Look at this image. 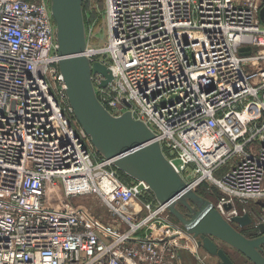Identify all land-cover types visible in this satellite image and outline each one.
Listing matches in <instances>:
<instances>
[{
	"label": "built area",
	"instance_id": "1",
	"mask_svg": "<svg viewBox=\"0 0 264 264\" xmlns=\"http://www.w3.org/2000/svg\"><path fill=\"white\" fill-rule=\"evenodd\" d=\"M263 10L264 0H107L108 46L85 53L113 76L100 87L93 74L100 102L148 125L193 189L214 182L228 220L236 201L264 208ZM60 60L50 0H0V264H183L182 238L194 252L198 240L95 149ZM91 194L121 225L73 204Z\"/></svg>",
	"mask_w": 264,
	"mask_h": 264
},
{
	"label": "water",
	"instance_id": "2",
	"mask_svg": "<svg viewBox=\"0 0 264 264\" xmlns=\"http://www.w3.org/2000/svg\"><path fill=\"white\" fill-rule=\"evenodd\" d=\"M57 29L59 69L78 124L90 136L95 149L135 181L145 182L161 205L221 264H237L224 247H231L251 264H264V224L259 235L242 231L254 221L249 214L228 220L218 207L198 194L163 152L156 134L131 112L112 115L100 102L92 76L101 74L100 87L112 81L109 68L85 55L88 49L84 0H50ZM264 19V10L261 12ZM229 211L232 205H225Z\"/></svg>",
	"mask_w": 264,
	"mask_h": 264
},
{
	"label": "rangeland",
	"instance_id": "3",
	"mask_svg": "<svg viewBox=\"0 0 264 264\" xmlns=\"http://www.w3.org/2000/svg\"><path fill=\"white\" fill-rule=\"evenodd\" d=\"M107 0H84V14H85V24H86V32H87V42L88 47L90 49H104L108 46V38H109V28L107 21ZM55 22V21H54ZM99 56V58H106ZM179 165V163H176ZM230 164L222 168L217 174V177H220L225 171L230 169ZM121 172V171H120ZM126 183H133L135 180L127 176L126 174H120ZM194 190L205 197L206 199L213 202L216 206L220 203L222 196L224 195L220 188L212 181H206L202 184L198 185L194 188ZM74 205H82L89 209L92 215L103 222L106 225L115 226L117 224L121 225V218L117 215H113L111 211L107 209L104 203L101 201L99 196L96 194L84 195L78 198L73 199ZM234 207L237 211L242 214H249L253 219L254 223L246 229H243V233L250 238L256 237L259 235L258 225L263 222L264 219V208H262L259 204L249 201L248 203L236 201L234 202ZM122 230H127V224L122 223ZM187 242H189L188 237H184L181 240V244L184 251L192 253L190 249H186ZM227 249L228 254L229 251L233 250L231 247H224ZM180 250V251H181ZM203 248L200 249L199 253L202 257H205V264H220L219 260L215 258H211L206 255V252H203ZM183 251V252H184ZM193 254V253H192ZM192 257L191 264H194L195 259ZM186 261L189 260L185 258ZM185 261V260H184ZM183 264H187L185 261Z\"/></svg>",
	"mask_w": 264,
	"mask_h": 264
},
{
	"label": "crops",
	"instance_id": "4",
	"mask_svg": "<svg viewBox=\"0 0 264 264\" xmlns=\"http://www.w3.org/2000/svg\"><path fill=\"white\" fill-rule=\"evenodd\" d=\"M200 249H201V247H197L196 249H195V252L194 251H191L192 253H189V252H187V251H184V249L183 250H181V257H182V260L184 261H186V259L185 258H188V260H189V263H188V261H186L187 262V264H191V261L193 260L192 259V257H190L191 256V254L193 255V258L195 259V261H194V264H205L206 263V259H205V257H202L201 255H200V253H199V251H200ZM233 249V248H232ZM184 251V252H183ZM205 250H203V252H204ZM206 252V251H205ZM229 253H230V256L233 258V260H235V262L237 263V264H251L245 257H243L239 252H237L236 250H231V251H229ZM206 255H208L209 257H211V258H215L214 256H211L210 254H208L207 252H206ZM218 259V258H217ZM219 260V259H218ZM184 261V262H185ZM219 263L221 264V262H220V260H219Z\"/></svg>",
	"mask_w": 264,
	"mask_h": 264
},
{
	"label": "bare ground",
	"instance_id": "5",
	"mask_svg": "<svg viewBox=\"0 0 264 264\" xmlns=\"http://www.w3.org/2000/svg\"><path fill=\"white\" fill-rule=\"evenodd\" d=\"M225 213H226V214H230V213H232V211H227V210H226Z\"/></svg>",
	"mask_w": 264,
	"mask_h": 264
},
{
	"label": "trees",
	"instance_id": "6",
	"mask_svg": "<svg viewBox=\"0 0 264 264\" xmlns=\"http://www.w3.org/2000/svg\"><path fill=\"white\" fill-rule=\"evenodd\" d=\"M119 174H121V172L119 171ZM120 177L122 178V176L120 175ZM123 179V178H122ZM124 180V179H123Z\"/></svg>",
	"mask_w": 264,
	"mask_h": 264
}]
</instances>
